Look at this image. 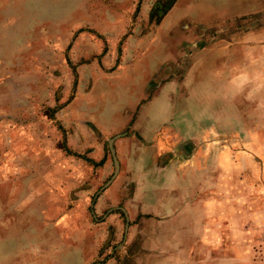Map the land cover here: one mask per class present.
Masks as SVG:
<instances>
[{"label": "rangeland", "instance_id": "1", "mask_svg": "<svg viewBox=\"0 0 264 264\" xmlns=\"http://www.w3.org/2000/svg\"><path fill=\"white\" fill-rule=\"evenodd\" d=\"M171 10L183 17L172 25L163 22ZM163 48L182 60L180 74L197 70L185 109L200 116L208 106L217 129L171 168L184 227L158 226L145 253L130 244L114 262L264 264V0H0V264L106 260L96 254L115 214L102 219L105 193L95 195L113 173L111 138L94 125L131 100L116 68L136 57L157 63ZM93 154L108 166L84 160ZM180 194L172 190L174 206Z\"/></svg>", "mask_w": 264, "mask_h": 264}, {"label": "crops", "instance_id": "2", "mask_svg": "<svg viewBox=\"0 0 264 264\" xmlns=\"http://www.w3.org/2000/svg\"><path fill=\"white\" fill-rule=\"evenodd\" d=\"M242 15L235 12L232 17L237 18ZM167 18H170L169 22L172 25L183 17L171 10L165 15L163 22ZM169 52L171 51L163 48V53L160 55L164 57H160L157 63L144 57H136L133 62L126 64L127 69L125 65L120 64L114 74L118 77L117 89L119 93L127 95L131 100L123 101V107L111 113V116L104 117L105 120L102 119L103 123L101 122L100 126L94 125L101 131L102 137L119 136L113 142L119 171L110 183L111 186L108 185L110 189L106 187V190H103L105 193L102 195L103 203L100 201L98 203L99 210H105V207L108 210L102 219L106 218V215L115 214L109 217L113 219H107L113 222L108 221L110 233L107 232L108 236L106 234L102 247L100 246L96 254L97 257L102 256L106 259L99 264H115L118 254L131 249L130 244L134 249L139 248L140 252L141 248L142 253H145L143 250H146V244L154 242L152 235L158 236V226L162 230L164 226L180 223V226L183 225L185 205L183 195L180 194H183L181 191L183 186L180 184L171 186L173 183L171 168L178 160L195 158L203 145L209 142L211 131L217 129L209 123L213 111L208 106L201 109L200 116H194L195 110L191 108L192 106L185 109V98L188 100L195 96L192 79H195L197 70L190 68L186 74H180L182 60L176 58L172 52L170 54L173 57L168 59ZM169 66H172L171 71ZM125 71L128 72L127 77L122 76ZM210 73L215 76V73ZM225 73V71L222 74L219 72L218 78ZM157 76L163 78L158 77L161 81L155 86L153 93H150L148 83ZM211 93L214 91L208 94ZM201 96L205 97L206 94ZM146 100L148 101L144 102ZM102 158L103 155L98 154L86 157L95 163L102 162L101 165L107 167L108 162H104ZM174 175L177 179L181 177H178L177 173ZM161 183L164 185L161 186ZM129 187L134 188L130 190ZM172 190H175L176 195H181L179 203L176 202L175 206L171 196ZM154 194H156V200L153 199ZM122 201V205H119ZM91 212L95 213L92 208ZM117 213L124 217L125 224L126 218L128 219L124 245L118 243L122 234L118 233ZM200 224L199 219L192 218L189 226L199 227ZM139 225L145 229H141ZM182 227L178 229V232L184 231ZM146 229L148 230L145 231ZM119 248L122 249L119 250Z\"/></svg>", "mask_w": 264, "mask_h": 264}, {"label": "water", "instance_id": "3", "mask_svg": "<svg viewBox=\"0 0 264 264\" xmlns=\"http://www.w3.org/2000/svg\"><path fill=\"white\" fill-rule=\"evenodd\" d=\"M117 137L119 136H115L107 141V147L109 149V153L113 162V174L110 177V179L105 183V185L101 187V189L96 193L95 198H97L99 192L103 191L106 187H108V185H110V183L115 179L119 171V163L116 158L115 149L113 148V142ZM127 228H128V219L126 218L125 230Z\"/></svg>", "mask_w": 264, "mask_h": 264}, {"label": "trees", "instance_id": "4", "mask_svg": "<svg viewBox=\"0 0 264 264\" xmlns=\"http://www.w3.org/2000/svg\"><path fill=\"white\" fill-rule=\"evenodd\" d=\"M170 3L171 2L167 3V6H164V7H160L159 5H155L154 8L150 12V18L155 19L156 21L157 20L159 21V19L164 15V13L170 9L169 8ZM84 160L87 161L89 164L94 165V166H99L102 163V162L95 163L90 159H84Z\"/></svg>", "mask_w": 264, "mask_h": 264}]
</instances>
